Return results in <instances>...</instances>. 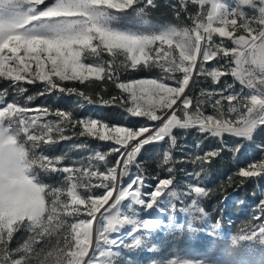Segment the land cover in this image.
<instances>
[{
  "label": "snow or ice",
  "instance_id": "obj_1",
  "mask_svg": "<svg viewBox=\"0 0 264 264\" xmlns=\"http://www.w3.org/2000/svg\"><path fill=\"white\" fill-rule=\"evenodd\" d=\"M157 7L156 0H0V79L8 82L0 90V264H116L125 228L129 236H146L162 228L161 217L184 213L193 230L213 194L202 183L208 168L222 153L236 158L246 145H255L260 158L238 167L229 184L264 179V139L257 143L264 137V0H177L169 7L186 22L164 25L147 19ZM118 17L127 24L116 26ZM153 68L159 74L152 79H120V69ZM202 77L217 87L194 94ZM21 81L43 82L40 95L74 94L144 122L121 127L77 118L72 110H33L16 99L26 92ZM65 82L101 91L110 82L120 94L105 99L98 92L94 100ZM173 129H195L217 147L175 161ZM82 137L69 151L89 149L87 138L109 142L108 150L79 159L44 154ZM161 142L169 147L158 166L168 175L149 184L137 157L149 151L145 145ZM182 162L194 165L185 171L184 188L175 177ZM52 174L61 175L59 185L45 183ZM256 209L238 240L264 246V197ZM220 226L217 220L209 234L219 236ZM139 244L134 239L129 247ZM233 256L232 264H264V247L237 248ZM208 260L217 264L216 254ZM167 264L202 262L175 258Z\"/></svg>",
  "mask_w": 264,
  "mask_h": 264
},
{
  "label": "trees",
  "instance_id": "obj_2",
  "mask_svg": "<svg viewBox=\"0 0 264 264\" xmlns=\"http://www.w3.org/2000/svg\"><path fill=\"white\" fill-rule=\"evenodd\" d=\"M158 7L154 12L151 11L147 19L150 23L154 24H176L185 23L186 21H177L175 14L172 13V9L169 7L171 4L177 3V0H156ZM169 14V15H168ZM123 25L127 24V19L119 17ZM120 79L122 82L130 80L154 78L155 75L159 74V69L153 68L151 71L140 70V69H120ZM229 83L232 82L231 77L226 78ZM171 82V81H169ZM25 87L26 92L22 96H17L16 99L20 104H27L31 109H39L46 107L49 109H61V110H72L77 118H93L109 123L111 125H121L124 127L133 126L136 122L143 123V118L131 117L123 108L115 106H104L101 104H87L83 102L76 95L67 94H47L40 95L39 93L43 89V82H37L29 84L26 81L20 82ZM100 84L101 82H96ZM66 86L77 87L86 92H89L93 99H98L97 93L105 99L110 98L113 95H119L120 90L116 89L110 82L107 83V88L101 91L100 87L86 88L84 85L78 82H65ZM8 87V82L0 79V90ZM217 85H211L210 80L201 78L196 92L198 94L201 88L211 90L216 88ZM238 88V85H237ZM127 95V94H125ZM31 96V101L27 100V97ZM13 98V91L9 89L8 99ZM83 103V107L79 105ZM211 108L206 109V114L211 113ZM53 118V117H49ZM173 133L177 137V144L172 148V157L175 161H184L185 158L195 157L197 155H203L204 153L213 150L217 147V142L214 138L203 139L201 135L195 129H189L187 131L182 129H173ZM85 138L74 141H63L56 145L51 146L45 150V155L59 156L65 152L69 153L72 159H79L86 157L92 150L107 151L108 143L98 140L87 138L89 149L85 150H72L69 151L70 144L73 142L79 143ZM226 139L236 140V137H226ZM264 137L257 138V143ZM243 142V141H242ZM162 147H155L153 145H145V148L149 151L141 152V155L137 157L142 163L143 175L147 178V182L155 184V177L160 178L167 177L168 173L164 170V167L158 166L162 153L169 147L168 144L161 142ZM199 144V147H197ZM260 153L255 150V145H246L242 148L239 153L236 154V158H233L231 153H222L221 157L214 159L212 165L208 168V174L203 177V186L213 189V194L210 198L203 201V208L205 209L210 222H216L219 220L224 224L230 223V234L237 236L240 230L251 224L253 217L257 212V205L260 203L262 198V189L264 188V179L258 182H246L243 185L236 183L229 184L228 177L232 176L233 180L236 177L233 175L238 167L246 166L248 163L258 160ZM111 161L112 158L110 157ZM239 161V163H238ZM72 160H66V164H71ZM101 167L103 165L101 164ZM194 165L189 162L177 163L175 167L176 180L180 182V188H184L186 182H189V177L185 175V171H192ZM184 169V171H181ZM61 175L52 174L51 176L44 177L45 183L51 185H59L61 183ZM255 193V195H253ZM227 197V198H225ZM243 201V203H241ZM179 206V204H178ZM181 215L178 213V219ZM201 228L196 227L194 230H188L187 226L179 228V230L171 231L167 230L164 234L156 232L154 237H150L154 240L153 249L150 252L144 251L142 248L139 250H133L128 256L130 263L133 264L138 258L142 263L148 264H161L166 259L172 257H188L192 259H202L205 262H209L208 254L213 253L217 256V264H230L234 260L233 251L236 249L231 246L230 241L220 236L208 237L202 236ZM23 239V237H21ZM222 241L227 243L221 245ZM222 252V258L220 253ZM141 256V258L139 257ZM124 256H120L116 261V264L123 259ZM123 264V263H122Z\"/></svg>",
  "mask_w": 264,
  "mask_h": 264
},
{
  "label": "rangeland",
  "instance_id": "obj_3",
  "mask_svg": "<svg viewBox=\"0 0 264 264\" xmlns=\"http://www.w3.org/2000/svg\"><path fill=\"white\" fill-rule=\"evenodd\" d=\"M47 2L50 3V2H52V0H47ZM155 10H157V9L155 8L152 11L154 12ZM171 14L173 15L174 12L172 11ZM113 23L116 26H125V25H123L121 23L119 17L117 18V20L113 21ZM145 79H152V78H145ZM137 80H140V79H137ZM169 83L171 84L172 82H169ZM35 110H38V109H35ZM34 114H35V112L29 113V115H34ZM117 126H121V125H117ZM121 127H124V126H121ZM133 171H135V169H133ZM125 180H127V177L125 178ZM147 183L150 184L149 181ZM124 203H125V206H127L128 201H125ZM178 207H180V205ZM147 214L148 213H144V215H147ZM152 214L153 215H156L155 211H153ZM180 215H181L180 219H178V213L174 217H172L170 219L169 218L161 217V219H164L165 220V223L162 226V228H159V229L155 230L154 232H152L151 234L146 235V236H143V235H137L136 237L129 236L128 235V232L130 231V229L125 228L122 231L121 235H120V240L123 242V244H122V246L120 248L116 249V252L119 253V257L121 255L124 256V258L121 259V261L119 263L120 264H122V263L123 264L130 263V258H129L128 255L133 250H139L138 247L139 248H142L146 252H150V250H152L153 249V246H154L153 245L154 244V240L151 239V238L154 237V234L156 232H160V233L164 234V232L167 231V230L176 231V230H179V228H182L184 226H187L188 230H190L189 227H188V223H189L188 217L184 213H180ZM215 223L216 222H210L209 217L206 215V217H205L204 220L195 222L194 229L196 227L201 228V232L203 233L202 236L208 237V235H210L209 234V230L211 228H213V226L215 225ZM218 231H219V234H220L219 236L222 237V238L224 237V238L228 239L230 241V243H231L230 245L233 246V247H235L236 249L237 248L250 247L252 244L256 248L264 247V246H261L259 244H255L254 242L239 241L238 240V235L240 233H238L237 236H234V235H231L230 234V223L224 224V223L221 222V226L218 229ZM211 236H215V235H211ZM134 239H139L140 240V244L139 245H133V246L129 247V245H132L133 244V240ZM139 257L141 258V256H139ZM175 258L184 259V260H192V261H201L202 264H210V262H205L202 259H192V258H188V257H180V258L179 257H172V258L166 259L161 264H167V261L168 260L175 259ZM133 264H148V263H142L141 260H139V258H138ZM230 264H232V263H230Z\"/></svg>",
  "mask_w": 264,
  "mask_h": 264
},
{
  "label": "built area",
  "instance_id": "obj_4",
  "mask_svg": "<svg viewBox=\"0 0 264 264\" xmlns=\"http://www.w3.org/2000/svg\"><path fill=\"white\" fill-rule=\"evenodd\" d=\"M263 193H262V197H264V188L262 189Z\"/></svg>",
  "mask_w": 264,
  "mask_h": 264
}]
</instances>
